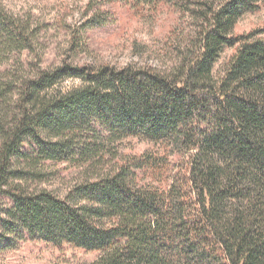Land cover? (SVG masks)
Instances as JSON below:
<instances>
[{"label": "trees", "instance_id": "1", "mask_svg": "<svg viewBox=\"0 0 264 264\" xmlns=\"http://www.w3.org/2000/svg\"><path fill=\"white\" fill-rule=\"evenodd\" d=\"M189 1L196 41L168 73L43 67L38 29L0 7V65L38 54L0 75V250L40 240L98 252L93 264H264V36L234 34L264 0ZM130 137L164 152L112 163ZM58 163L94 172L63 195L40 186Z\"/></svg>", "mask_w": 264, "mask_h": 264}, {"label": "rangeland", "instance_id": "2", "mask_svg": "<svg viewBox=\"0 0 264 264\" xmlns=\"http://www.w3.org/2000/svg\"><path fill=\"white\" fill-rule=\"evenodd\" d=\"M0 7L20 16L38 29L36 53L43 67L59 65L68 58L77 63L133 66L170 72L195 43L200 19L194 16L189 0H0ZM101 16L103 23L90 21ZM264 1L258 10L245 14L234 28L235 35L260 32L264 36ZM73 36H76L73 42ZM238 46L225 49L215 64L221 74ZM24 51L0 65V75L10 70L20 56L26 67L38 62V54ZM80 85L70 79L62 88ZM164 152L153 142L127 138L117 143L114 163L130 155ZM113 158V159H112ZM40 185L65 194L73 185L94 172L90 166L50 164ZM50 171V172H49ZM98 252L68 244L54 245L40 240H24L18 246L0 250V264H93Z\"/></svg>", "mask_w": 264, "mask_h": 264}]
</instances>
